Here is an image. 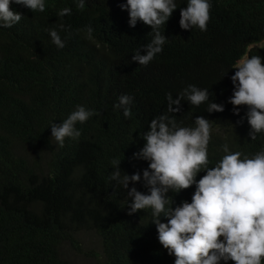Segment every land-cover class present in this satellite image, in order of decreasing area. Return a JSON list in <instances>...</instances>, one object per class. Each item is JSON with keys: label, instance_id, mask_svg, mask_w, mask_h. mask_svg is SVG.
Instances as JSON below:
<instances>
[{"label": "trees", "instance_id": "trees-1", "mask_svg": "<svg viewBox=\"0 0 264 264\" xmlns=\"http://www.w3.org/2000/svg\"><path fill=\"white\" fill-rule=\"evenodd\" d=\"M78 2L44 0L43 12L12 2L22 19L0 27V264H71L63 248L80 251L79 232L99 238L101 252L90 255L103 258L101 264H174L158 240L152 210L128 214L130 198L110 179L111 161L121 160L122 176L140 172L141 180L128 187L148 194L142 174L149 162L133 153L162 114L178 127L194 128L197 116L209 120V167L225 155V144L241 158L264 150V132L249 135L248 107L238 106L237 115L229 102L235 62L247 54L264 63V49L255 46L264 39V0H209L206 31L182 29L180 9L188 0H174L177 8L160 28L163 50L147 65L132 56L138 49L145 54L141 47L153 34L142 21L129 26L121 8L126 0H85L83 10ZM63 8L71 14L58 16ZM51 29L63 48L51 41ZM188 85L208 89L209 100L194 106L183 99L179 112H168L167 94L177 99ZM122 95L132 97L127 118L114 107ZM211 102L224 111L209 113ZM77 106L98 114L77 122L79 138H65L60 147L51 124ZM195 188L169 191L168 199L173 207L191 202Z\"/></svg>", "mask_w": 264, "mask_h": 264}, {"label": "clouds", "instance_id": "clouds-1", "mask_svg": "<svg viewBox=\"0 0 264 264\" xmlns=\"http://www.w3.org/2000/svg\"><path fill=\"white\" fill-rule=\"evenodd\" d=\"M17 3L34 11L45 10L44 0H0V27L11 28L22 19V14L11 10L10 3ZM85 0H79L77 7L84 9ZM209 0H188L187 6L180 9L179 25L182 29L198 27L207 30L210 19ZM129 14V26L135 27L137 21L150 26L152 39L135 51L132 60L139 65L149 64L156 54L161 53L166 36L160 28L177 8L174 0H126L121 4ZM70 8L60 9L58 16L70 15ZM63 27V25H61ZM89 34L92 29H88ZM51 41L63 48L65 42L55 29L49 30ZM254 45H250L252 47ZM256 47L264 49V39ZM232 68L234 86L229 102L234 106V114L239 107L246 105L249 135L264 132V63L259 55L241 56ZM208 89L188 85L173 99L167 94L168 112L180 111V102L186 99L191 105L199 106L209 100ZM132 97L122 95L116 108L123 109L125 118L131 116L129 105ZM177 107L173 108V105ZM222 112L224 106L211 102L207 111ZM98 114L77 106L61 124H51V137L60 147L65 138L77 139L81 135L75 125L83 123L90 116ZM195 127H178L174 119L167 114L153 118L149 130L142 138L145 144L133 153L136 159L148 161L143 170V181L149 188L145 194L136 187L129 189L141 180L140 172L121 175V160L111 161L113 168L110 179L122 184L127 190L128 214L138 210L151 209L152 222L155 223L158 240L169 255L175 256L174 264H220L221 261H233L234 264H262L264 260V150L251 152L252 157L241 152H229L223 145L225 155L214 167H209L208 151L211 125L204 116L195 118ZM218 129H216L217 131ZM256 153V154H255ZM206 170L198 181L197 174ZM196 185L191 202L183 201L173 207L168 199L169 191L178 193ZM164 216L166 222L160 217Z\"/></svg>", "mask_w": 264, "mask_h": 264}, {"label": "rangeland", "instance_id": "rangeland-1", "mask_svg": "<svg viewBox=\"0 0 264 264\" xmlns=\"http://www.w3.org/2000/svg\"><path fill=\"white\" fill-rule=\"evenodd\" d=\"M77 235L80 245V251L74 253L72 249H65L63 252L69 259L71 264H101L103 258L98 256L97 258L90 255L92 252L100 253L101 245L99 238L90 232H80Z\"/></svg>", "mask_w": 264, "mask_h": 264}]
</instances>
